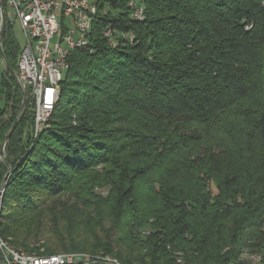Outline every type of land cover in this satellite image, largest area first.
Masks as SVG:
<instances>
[{
	"label": "trees",
	"instance_id": "obj_1",
	"mask_svg": "<svg viewBox=\"0 0 264 264\" xmlns=\"http://www.w3.org/2000/svg\"><path fill=\"white\" fill-rule=\"evenodd\" d=\"M93 1L87 44L68 53L37 136L5 20L0 236L120 264L263 252L264 0H139L142 19L129 0ZM108 27L132 38L111 41Z\"/></svg>",
	"mask_w": 264,
	"mask_h": 264
},
{
	"label": "built area",
	"instance_id": "obj_2",
	"mask_svg": "<svg viewBox=\"0 0 264 264\" xmlns=\"http://www.w3.org/2000/svg\"><path fill=\"white\" fill-rule=\"evenodd\" d=\"M6 9L1 8V17L7 14L12 24L21 26L24 46L19 51L15 79L23 92L32 97L34 106V129L46 121L52 100L62 76L64 56L74 49L80 40V32H74V25L83 24L94 9H86L87 0H1ZM131 16L140 19L143 7L139 0H131L128 4ZM56 8H65L66 18L56 16ZM82 9V19H75L74 10ZM110 35L114 29L106 28ZM126 38H132L124 32ZM33 129V131H34ZM33 134V132H32ZM4 144L2 145V148ZM0 159L3 160L2 154ZM91 261L99 264H117L111 258L86 260L77 254H66L59 257H41L25 255V252L10 250L0 240V264H47L64 262Z\"/></svg>",
	"mask_w": 264,
	"mask_h": 264
},
{
	"label": "bare ground",
	"instance_id": "obj_3",
	"mask_svg": "<svg viewBox=\"0 0 264 264\" xmlns=\"http://www.w3.org/2000/svg\"><path fill=\"white\" fill-rule=\"evenodd\" d=\"M130 2H131V0H129V3ZM140 7H143L141 3H140ZM96 8H97L96 4L93 0H87L86 9H94V12H96ZM94 14L95 13L91 14V16H89V18L85 20V22L83 24V29H81V25H74V32H80V40L75 45V47H79L81 45L87 44L88 33L90 31V28H91V23H92ZM56 16H59V18H66L65 8H56ZM74 17H75V19H82V9H75L74 10ZM142 18H143V12L140 16V19H142ZM104 33H105V35H107L110 38L111 41H114L118 36L126 37L125 34L118 33L116 31H114V35H110L109 31H104ZM66 58H67V56H64L63 66H62V76H63L65 69L68 66ZM62 76H61V79H62ZM59 86L60 85L58 84L55 99L52 100L50 110L48 111L47 116H46V121L41 123L39 128L34 129V131H33L34 136H37V134L43 129V127L46 126V123L49 119V116L53 110L54 103L56 102L58 94H59V90H60ZM5 183H6V181H3L2 183H0V202H1L2 195L4 193V189L6 186ZM0 240L6 246H9L10 250H12V251L25 252L24 250L15 247L11 242L7 241V239L5 240V238H3L2 236H0ZM66 254H71V253L42 255L41 257H59L61 255H66ZM74 254L80 255L83 258H85L86 260H96V259H100V258H105V257H99V256H91V255L85 254V253H74ZM25 255H31V254L25 252ZM176 255H177L176 256L177 261H180L181 257L179 256V253L177 252ZM263 255H264V251L263 252H248L245 250L239 254L237 259L230 261L228 263H225V264H243V263H245V264H264L262 262L263 261ZM108 258H110V257H108ZM111 260L114 261V263L120 264L116 259L111 258ZM47 264H99V263L91 262V261H84V262H76V263L64 262V263H47Z\"/></svg>",
	"mask_w": 264,
	"mask_h": 264
},
{
	"label": "rangeland",
	"instance_id": "obj_4",
	"mask_svg": "<svg viewBox=\"0 0 264 264\" xmlns=\"http://www.w3.org/2000/svg\"><path fill=\"white\" fill-rule=\"evenodd\" d=\"M3 7H4V10H7L6 9V6L4 5L3 6V2L1 1V4H0V10H1V8L3 9ZM7 13V12H6ZM6 13H4V17H5V20H6V22H9V23H11L10 22V20H9V18H8V16H7V14ZM143 17H144V15H143ZM1 20H2V17H1V12H0V24H1ZM12 27H13V33H14V35H15V37H16V39H17V41L19 42V45H20V49H22L23 48V46H24V37H23V33H22V29H21V26H20V24L18 23V22H16V23H14L13 25H12ZM126 36V35H125ZM0 44H1V42H0ZM19 55V54H18ZM6 69H7V67H6V62H5V60L3 59V57H2V55H1V53H0V108H3L4 106H5V104H6V99H5V93H4V91H3V87H2V77H3V75H6L5 74V71H6ZM10 81H11V78H10ZM12 82V81H11ZM21 106V105H20ZM8 107H9V105H8ZM20 108L21 107H19V109H17V114H16V117H15V119H17L18 120V116H19V113H20ZM8 117V113H7V110H6V112L3 114V116H2V118L3 119H6ZM14 119V120H15ZM14 122V121H13ZM12 122V123H13ZM4 152H5V149H4V147L2 148V152H1V154H2V158L4 159ZM0 160H2V159H0ZM6 177V176H5ZM4 177V178H5ZM2 179V181H1V183L3 182V181H6V179H7V177H6V179ZM7 184V183H6ZM6 187V186H5ZM4 191H5V189H4ZM2 197H3V195H2ZM46 236H48L47 235V233H44V237H46ZM4 238V237H3ZM7 239V241H9L10 242V238L8 237V238H5V240ZM43 241V239H41L40 240V242L39 243H41ZM39 243L37 244V245H39ZM40 251H43V249L41 248L40 249ZM26 252V251H25ZM80 252H82V251H80ZM27 253V252H26ZM35 255H36V253L35 252H33ZM33 253H29V254H31V255H34ZM63 253H71V254H74V253H79V252H65V251H60V252H57L56 254H63ZM82 253H85V254H87L88 252H82ZM39 256H42V254H38ZM49 255V254H48ZM53 255V254H52ZM107 257H109V256H107ZM110 258H112V257H110ZM113 259H115V257L113 258Z\"/></svg>",
	"mask_w": 264,
	"mask_h": 264
},
{
	"label": "water",
	"instance_id": "obj_5",
	"mask_svg": "<svg viewBox=\"0 0 264 264\" xmlns=\"http://www.w3.org/2000/svg\"><path fill=\"white\" fill-rule=\"evenodd\" d=\"M0 4H1V0H0ZM1 22H2V26H1V28H0V36H1V34H2L3 30H4V27H5V17H4L3 14H2V20H1ZM9 69H10L11 73H13V75L15 76V73L13 72V70H12L11 68H9ZM23 106H24V100H23V102H22L21 108H22ZM16 123H17V119L14 120V122L12 123V125H11L9 131L7 132V134H6V139L9 138V136H10V134H11L13 128L15 127ZM8 170H10V166H8ZM4 179H6V177H5ZM5 185H6V183H5Z\"/></svg>",
	"mask_w": 264,
	"mask_h": 264
},
{
	"label": "crops",
	"instance_id": "obj_6",
	"mask_svg": "<svg viewBox=\"0 0 264 264\" xmlns=\"http://www.w3.org/2000/svg\"><path fill=\"white\" fill-rule=\"evenodd\" d=\"M18 42V41H17ZM18 44H19V42H18ZM20 46V45H19ZM0 53H1V47H0ZM1 55H2V53H1ZM2 57H3V55H2ZM3 59H4V57H3ZM5 60V59H4Z\"/></svg>",
	"mask_w": 264,
	"mask_h": 264
}]
</instances>
